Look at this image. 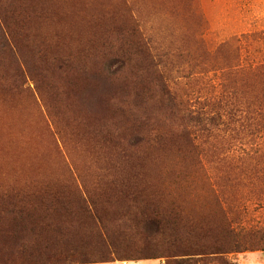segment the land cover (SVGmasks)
I'll list each match as a JSON object with an SVG mask.
<instances>
[{
    "label": "rangeland",
    "instance_id": "1",
    "mask_svg": "<svg viewBox=\"0 0 264 264\" xmlns=\"http://www.w3.org/2000/svg\"><path fill=\"white\" fill-rule=\"evenodd\" d=\"M254 33L264 34V0H0V110L23 123L41 158L34 168L0 174V193L15 181L43 178L109 183L105 168L115 164L141 168L136 192L155 202L199 208L206 175L181 168L199 161L208 176H223L244 150H228L220 139L197 155L156 143L178 124L154 104L159 80L153 76H161L180 108L207 117L214 113L207 103L218 93L212 68L235 64L226 57L237 45L240 67L264 64V36L248 38ZM133 116L148 124L150 145L128 144ZM259 202L247 205L245 222L264 226ZM133 249L109 259L135 257ZM221 259L206 264H264V252Z\"/></svg>",
    "mask_w": 264,
    "mask_h": 264
},
{
    "label": "trees",
    "instance_id": "2",
    "mask_svg": "<svg viewBox=\"0 0 264 264\" xmlns=\"http://www.w3.org/2000/svg\"><path fill=\"white\" fill-rule=\"evenodd\" d=\"M260 35L264 36L254 33L248 38L256 41ZM233 50V57L226 58L235 64L210 70L219 74V83L217 96L207 103L214 113L207 117L180 108L161 76H153L159 80L154 104L166 108L169 121L178 124L168 132V140L159 136L156 143L165 146L167 142L168 148L181 147L197 155L202 145L213 147L210 140L220 139L228 150L235 146L244 150L230 160L223 176H208L199 161L191 170L188 166L181 168L184 174L206 175V195L201 196L199 208L190 211L176 203L166 206L163 200L159 204L156 198L136 192L141 190L134 180H139L143 172L123 165L105 168L113 178L104 184L96 179L88 185L73 177L15 181L0 193V264H103L155 259H164L166 264H206L232 253L264 252V226L245 222L247 205L264 201V64L240 67L238 45ZM148 65L150 69L153 64L148 60ZM17 119L0 110L2 175L40 165L28 129ZM147 126L131 117L128 144L150 145L152 132L145 133ZM106 139L111 142V136ZM116 141L120 142L115 137ZM239 187L247 193L241 194ZM131 248L137 256L109 259L111 252L118 254Z\"/></svg>",
    "mask_w": 264,
    "mask_h": 264
},
{
    "label": "crops",
    "instance_id": "3",
    "mask_svg": "<svg viewBox=\"0 0 264 264\" xmlns=\"http://www.w3.org/2000/svg\"><path fill=\"white\" fill-rule=\"evenodd\" d=\"M103 264H154V261H149V260H141V261H115L111 263H103Z\"/></svg>",
    "mask_w": 264,
    "mask_h": 264
},
{
    "label": "built area",
    "instance_id": "4",
    "mask_svg": "<svg viewBox=\"0 0 264 264\" xmlns=\"http://www.w3.org/2000/svg\"><path fill=\"white\" fill-rule=\"evenodd\" d=\"M161 264H163V263H161Z\"/></svg>",
    "mask_w": 264,
    "mask_h": 264
}]
</instances>
